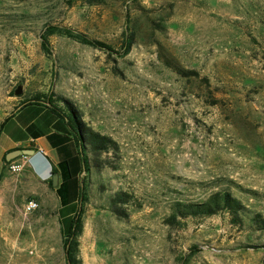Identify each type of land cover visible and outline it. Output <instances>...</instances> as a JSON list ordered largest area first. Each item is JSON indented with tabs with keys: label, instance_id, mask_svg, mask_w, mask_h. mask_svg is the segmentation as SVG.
Segmentation results:
<instances>
[{
	"label": "rangeland",
	"instance_id": "obj_1",
	"mask_svg": "<svg viewBox=\"0 0 264 264\" xmlns=\"http://www.w3.org/2000/svg\"><path fill=\"white\" fill-rule=\"evenodd\" d=\"M51 26L119 53L134 43L120 56L55 34L46 51ZM37 96L69 101L118 145L91 154L78 264H264L251 221L264 218V0H0V123ZM11 161L27 166L0 175V264H67L59 199ZM220 191L243 223L172 220L176 203Z\"/></svg>",
	"mask_w": 264,
	"mask_h": 264
},
{
	"label": "trees",
	"instance_id": "obj_2",
	"mask_svg": "<svg viewBox=\"0 0 264 264\" xmlns=\"http://www.w3.org/2000/svg\"><path fill=\"white\" fill-rule=\"evenodd\" d=\"M89 5H99L103 3V0H84ZM59 34L70 39L79 41L82 44L98 48L110 53H115L117 55L123 56L130 52L132 49L134 39L128 37L124 43V53L117 52L111 45L91 39L85 34L76 33L69 28H58L49 27L47 33L43 38V48L48 51L47 43L50 36ZM177 73L183 75L184 77H194L197 76L196 72H184L182 70H177ZM48 102L50 105H54V101L50 98L48 101L43 100L42 97L37 96L31 100H23L21 105H26L31 102ZM67 111L69 112V118L72 122L74 132L77 134L81 147L83 149L84 161H85V174L90 172L92 168L91 154L94 156H100L103 153L114 152L118 150L117 143L108 136L102 135L99 132L91 129L83 119L81 112L69 101H64ZM2 123L0 124V128ZM96 166H103V164H96ZM65 181L60 188H58V194L62 196L60 202L62 208L59 210L60 217L62 219V224L64 226V248L66 251L67 264H78L77 254H76V244L77 237L81 233L82 228V207L83 203L87 200L85 194V176L82 182H76L71 175L67 176ZM79 186V197L70 198L67 194ZM69 196V195H68ZM131 195L127 193H119L112 200V210L118 214L123 213L122 209L118 208L119 204H127L130 202ZM221 213L228 214L231 220L238 224L243 223L245 217H247V209L242 204V202L233 196L230 192H215L211 194L205 201L198 203H176L174 205V215L172 220H176L178 217L181 219L187 218H204L213 217ZM254 225H257L259 229L264 230V218L260 214H255L251 218Z\"/></svg>",
	"mask_w": 264,
	"mask_h": 264
},
{
	"label": "crops",
	"instance_id": "obj_3",
	"mask_svg": "<svg viewBox=\"0 0 264 264\" xmlns=\"http://www.w3.org/2000/svg\"><path fill=\"white\" fill-rule=\"evenodd\" d=\"M1 123L0 175L6 172L9 153L33 150V156L22 155L27 159L25 172L36 182L53 189L54 197L59 199L60 210L62 196L58 194V188L68 181L66 177L71 175L76 182L81 183L86 175L84 152L74 132L69 112L60 105H50L44 101L26 105L20 102L15 111ZM79 191V186H76L67 197L78 198Z\"/></svg>",
	"mask_w": 264,
	"mask_h": 264
},
{
	"label": "built area",
	"instance_id": "obj_4",
	"mask_svg": "<svg viewBox=\"0 0 264 264\" xmlns=\"http://www.w3.org/2000/svg\"><path fill=\"white\" fill-rule=\"evenodd\" d=\"M26 166V162L11 161L9 163V170L14 174H20ZM38 204L35 201H30L27 206V211H33L37 208Z\"/></svg>",
	"mask_w": 264,
	"mask_h": 264
},
{
	"label": "water",
	"instance_id": "obj_5",
	"mask_svg": "<svg viewBox=\"0 0 264 264\" xmlns=\"http://www.w3.org/2000/svg\"><path fill=\"white\" fill-rule=\"evenodd\" d=\"M21 91L20 89L17 91V94H20ZM35 154V152L33 150H16V151H13L11 153H9L8 155V160H13L15 158H18L19 156H22V155H26V156H33ZM54 184L56 185L57 184V177L55 176L54 177Z\"/></svg>",
	"mask_w": 264,
	"mask_h": 264
}]
</instances>
